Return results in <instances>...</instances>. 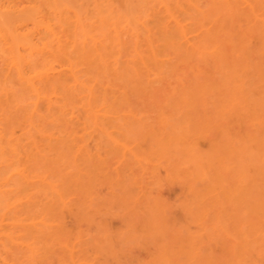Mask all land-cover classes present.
<instances>
[{"label": "rangeland", "instance_id": "rangeland-1", "mask_svg": "<svg viewBox=\"0 0 264 264\" xmlns=\"http://www.w3.org/2000/svg\"><path fill=\"white\" fill-rule=\"evenodd\" d=\"M161 1L0 0V263L264 264V0Z\"/></svg>", "mask_w": 264, "mask_h": 264}, {"label": "bare ground", "instance_id": "bare-ground-1", "mask_svg": "<svg viewBox=\"0 0 264 264\" xmlns=\"http://www.w3.org/2000/svg\"><path fill=\"white\" fill-rule=\"evenodd\" d=\"M163 1H164V2H163ZM223 1H225V0H223ZM234 1H235V0H227V4H228V5H227V4H226V5H227V6H230V5H231V6H230L231 8H232V6L235 7V5H236V3L238 2V0H237L236 2H234ZM244 1L247 2L248 0H244ZM244 1H243V2H244ZM161 2H162V4L164 3L165 6H166L165 0H162ZM217 2H218V1H217ZM221 2H222V0H221ZM225 2H226V1H225ZM225 2H222V3H225ZM251 2H252V0H251ZM251 2H250V3H251ZM222 3H221V5H222ZM231 3H233V4H235V5H232ZM250 3L247 2V4H249V5H250ZM218 5H219V3H218ZM2 6H4V5H0V10H2V9H1ZM222 7H223V5H222ZM222 7H220L219 10H221ZM215 8H216V7H215ZM223 10H225V9H223ZM219 12H220V11H219ZM221 12H222L221 15L224 16L225 13L223 14V11H221ZM1 13H3V12L0 11V14H1ZM172 16L174 17L175 15H172ZM172 16H171V17H172ZM217 16H218V15H217ZM225 16H226V15H225ZM47 29L50 31V33L54 34L55 37L58 35V33H57L56 31H54L53 28L47 27ZM216 29H217V28H216ZM216 29H215V30H216ZM218 30H219V29H218ZM218 30H216V31H217V33L215 32L216 34H218V32H219ZM210 32L213 33V31H209V33H210ZM219 33H221V29H220V32H219ZM183 34H184V37H185L186 33H183ZM210 34H211V33H210ZM210 34H209V36H207L209 39H211V38H213V37L215 36V35H210ZM220 35L223 36L224 33H223V34H220ZM58 37H59V36H58ZM186 37H187V36H186ZM213 39H214V38H213ZM58 40H59V38H58ZM60 40H61V39H60ZM32 42H33V41H32ZM216 42H218V41H216ZM216 42H215V43H216ZM31 44H32V43H31ZM31 44H30V46H31L32 50L40 51V50H37V49L39 48V47L37 46V44H36V45H35V44H32V45H31ZM37 47H38V48H37ZM39 49H40V48H39ZM42 50L44 51V49H42ZM42 50H41V51H42ZM44 52H45V51H44ZM24 59H25V58H24ZM22 60H23V58H22ZM14 61H15V60H14ZM16 61H17V60H16ZM25 61H26V60H25ZM15 64H16V66L18 67L20 78L23 79L22 82H23V81H26V82L29 84V86L31 87L30 89H33L34 92H37V91L39 90V88L37 87V84H36V80H35V78H34V79H33V78H29V76L27 77V75H28V74H27L26 77H27L28 79H27V78L24 79V78H25V76H24V75H25L24 70L22 69V67L20 66V64H19L18 62H16ZM24 64H26V63H24ZM24 64H23V65H24ZM27 64H28V63H27ZM23 65H22V66H23ZM25 66H26V65H25ZM53 70H54V68H53ZM72 71H74V70L72 69ZM72 71H70L71 74L74 73L73 75H76L75 72L72 73ZM25 72H26V71H25ZM48 73H49V72H48ZM48 75L51 76L50 74H48ZM47 78H49V77H47ZM80 79H81V78H80ZM79 82H80V81H79ZM79 84L81 85V82L78 83V85H79ZM82 85H84V83H83ZM37 89H38V90H37ZM88 90H89V89H88ZM94 93H95V91H92V90L90 89V91H89V95H88V96H89V98H90L91 100L93 99V95H94ZM37 94L40 95V94H39V91H38V93H36V95H37ZM90 96H91L92 98H91ZM38 97H39V96H38ZM94 97H95V95H94ZM41 102H42V101L40 100V102H39V103L37 102L36 105H37V106H40L39 104H40ZM48 104H50V106L52 107V105H51L52 102L50 103V100H49V103H48ZM38 108H39V107H38ZM33 112H34V111H33ZM33 114L35 115V113H33ZM95 114H96V113H95ZM22 178H24V177H21V179H22ZM24 180H25V179H24ZM28 183H29V182H28ZM30 184L32 185V183H30ZM33 184H34V183H33ZM1 226H2V225H0V227H1ZM33 227H36V226H33ZM0 238H1V237H0ZM2 261H3V260H2ZM3 262H5V261H3ZM5 263H6V262H5ZM5 263H4V264H5ZM0 264H2V263H0Z\"/></svg>", "mask_w": 264, "mask_h": 264}]
</instances>
